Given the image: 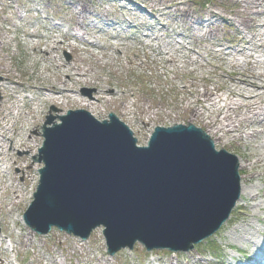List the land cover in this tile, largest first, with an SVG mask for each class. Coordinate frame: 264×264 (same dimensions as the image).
<instances>
[{"label":"rangeland","instance_id":"rangeland-1","mask_svg":"<svg viewBox=\"0 0 264 264\" xmlns=\"http://www.w3.org/2000/svg\"><path fill=\"white\" fill-rule=\"evenodd\" d=\"M235 1L241 0H232ZM232 8L228 0H0V74L18 81L11 90L12 95L7 94L0 101V115L12 114L17 102L15 96L21 89L40 100L37 112L34 104L27 106L29 127L23 121L17 123L30 138L28 149L11 153L15 163L10 164L9 180L8 176L0 180L3 264H233V259H241V254L245 258L253 256L249 237H264V225L256 220V216L264 219L258 208L264 205L262 197L252 203L245 197L240 198L225 225L188 254L146 253L136 244L132 251L108 257L100 231L93 233L88 242L81 243L56 229L48 236L38 237L20 221L35 190L41 164L33 162L32 157L42 144L41 127L50 108L55 109L51 113L54 117L67 110L90 112L77 101L96 102L100 96L105 97L92 115L101 120L113 112L133 130L140 145L156 125L190 122L207 132V127L191 118L189 107L196 106L200 98L197 94H220L230 84L229 77L218 68L217 40L228 44L233 31L226 30L224 23L212 20L221 30L213 33L215 37H203V31L214 29L206 22V16L211 11L227 13ZM148 13L156 15L158 20L147 22ZM103 21L111 26H104ZM116 27H129L131 32L119 33ZM75 32L94 41L95 47L88 46L86 40L79 42L72 38ZM111 34L121 39L109 41ZM139 41L151 46L146 48ZM35 47L38 49L34 50ZM53 47L57 49L52 51ZM189 48L198 54L187 57L191 55ZM43 51L49 53L48 57ZM72 67L82 75L73 76ZM52 85L67 91L55 104L42 100L33 89ZM2 87L5 86H0V90ZM83 90H92L91 97L85 96ZM126 106L131 113L125 112ZM259 140L264 141V129ZM215 143L217 150L225 149L238 159L246 154L243 145L224 140ZM252 151L249 148L247 153ZM239 174L241 177L244 172L239 170ZM245 184L249 185L246 180ZM251 186L255 188V195L264 187L257 179ZM16 195L20 197L19 202L13 200ZM243 219L256 230L247 240L240 235L245 227ZM246 234L251 232L246 230ZM211 244L220 247V253L208 255Z\"/></svg>","mask_w":264,"mask_h":264},{"label":"water","instance_id":"water-1","mask_svg":"<svg viewBox=\"0 0 264 264\" xmlns=\"http://www.w3.org/2000/svg\"><path fill=\"white\" fill-rule=\"evenodd\" d=\"M109 119L82 110L59 117L61 124L47 118L24 224L81 240L102 227L110 255L136 242L186 252L213 235L239 198L235 156L216 152L192 125L156 128L138 148L132 132L114 114Z\"/></svg>","mask_w":264,"mask_h":264},{"label":"bare ground","instance_id":"bare-ground-1","mask_svg":"<svg viewBox=\"0 0 264 264\" xmlns=\"http://www.w3.org/2000/svg\"><path fill=\"white\" fill-rule=\"evenodd\" d=\"M228 1L233 8L229 9L227 13L211 11L207 14L206 22L210 23L208 25L214 26V29L211 28L206 32L203 31V37H215L214 34L219 33V30H221L212 20L224 23L226 30L233 31V35L229 39V45L224 43V40H217V46L219 47L217 57L220 61L218 68L222 74L229 77L230 84L220 94L214 95L211 92L197 94L200 95V98L196 100V106L189 107V110L191 118L196 123L200 122L202 126L208 128L207 132L214 142L224 140L236 146L243 145L245 147L246 154L243 155V158L239 159V170L244 172L241 176V198L245 197L249 203H252L259 197H262L264 201V187L255 195V188L251 186L252 181L255 179L264 185V141L259 140V136L264 129V0ZM79 7L81 11H84L83 7L80 5ZM138 8L141 9L140 6ZM148 16L147 22L154 23V21L158 20L157 16L151 14ZM79 18L83 20L81 16ZM76 22L79 25L78 21ZM102 23L104 26H111V24L108 25L105 21ZM194 24L198 26L196 23ZM133 26L136 28L135 25ZM118 28L116 27L115 30H120L118 31L119 33L131 32L129 27H125L124 29ZM102 30L105 31L103 28ZM144 36L150 38L148 35ZM72 38L79 41L84 40L83 36L80 37L76 34L72 35ZM154 38L156 39V36ZM141 42L144 41H139V43ZM148 42L150 43L151 41ZM143 45H147L146 48L151 46V44ZM55 46L60 45L56 44ZM36 49L38 48L35 47L34 50ZM56 49L57 47H53L52 51ZM187 51L191 52V55L187 56L190 58L192 54H198L193 50L191 51L190 48ZM43 52L48 57L49 53L47 51ZM70 70L74 71L72 73L73 76L82 75L76 72V69L73 67ZM67 77L69 79L68 75ZM0 84V86H5L0 90V93H2L1 101L7 94H12L11 90L17 84V80L0 74ZM33 89L36 90V93L39 92L40 97H43L42 100L52 104H55L59 98L64 97V94L67 92L64 88H58L56 85L49 86L48 88L33 87ZM104 98L100 96L96 99V102L80 100L77 103L80 106L87 107L91 114H93L97 111L99 102L105 100ZM29 101L35 106L34 112H37L40 100L32 97ZM125 109H127L126 113H131L130 108L126 106ZM18 111L14 115L9 114L12 115L10 117H8V114L0 115V180L4 176H8L9 180L10 164L15 163L12 161L11 153L22 148L28 149L27 143L30 141V138L25 136V130L22 126H17V123L23 121L26 123V127H29L27 123L30 119H28L29 116L27 114L22 117V114H19ZM259 129H262V131ZM14 143L17 148L13 145ZM249 148L253 151L247 153ZM245 180L249 185L245 184ZM13 193L15 194L16 190ZM13 200L19 202L20 197L16 195ZM258 208L264 215V205H258ZM256 217L257 222L264 225V219ZM242 222L245 224V227L240 235L244 236V240H247L249 236H253L252 234L256 230L253 231V228L250 226L251 224H248L245 219ZM246 230L250 231L251 234H246ZM259 234L260 231H258ZM249 238H251L249 242L254 247L253 251H262L263 256L264 248L262 247V242L264 237H262V240L258 236L256 239H253V237ZM0 264H3L1 257ZM251 264L260 263L259 260H252Z\"/></svg>","mask_w":264,"mask_h":264}]
</instances>
